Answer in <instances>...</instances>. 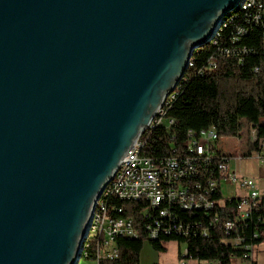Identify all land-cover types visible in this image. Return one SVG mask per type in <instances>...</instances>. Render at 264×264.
I'll use <instances>...</instances> for the list:
<instances>
[{
	"label": "water",
	"instance_id": "95a60500",
	"mask_svg": "<svg viewBox=\"0 0 264 264\" xmlns=\"http://www.w3.org/2000/svg\"><path fill=\"white\" fill-rule=\"evenodd\" d=\"M242 0H0V264H77L94 204Z\"/></svg>",
	"mask_w": 264,
	"mask_h": 264
},
{
	"label": "built area",
	"instance_id": "2783aa9c",
	"mask_svg": "<svg viewBox=\"0 0 264 264\" xmlns=\"http://www.w3.org/2000/svg\"><path fill=\"white\" fill-rule=\"evenodd\" d=\"M236 20L233 29L225 36L223 32L227 25ZM254 30L260 31L264 53V0H242L222 18L215 29L208 43L213 47V52L204 66L213 67L218 58H232L237 63H243L253 50L241 43L242 36ZM191 65L190 57L188 67ZM257 69L255 67L253 71ZM201 72L202 69L197 70V73ZM184 79L186 78L183 75L180 82ZM178 85L166 97L148 127L121 159L114 176L96 200L77 264H99L102 259H115L118 254L117 238L138 237L136 220L133 217L119 216L123 213V208L116 207L112 203L113 199L143 203L139 211L140 224L143 223L142 227L149 240L171 234L184 237L198 234L207 237L209 228L219 221L216 208H222L226 201L233 200L234 217L221 222L225 241L242 250L239 264L254 263L257 246L246 244L245 240L248 236L264 239V229L261 230V226H264V189H260L253 178L230 172L229 161L241 160L248 141L255 142L258 150L252 152L255 153L258 164L264 167V137H257L253 128L246 127L236 136L230 137H219L213 126L198 131L188 129L184 154L161 157L148 155L143 147L152 129L157 126L168 128L173 124V119L167 117L166 112ZM226 138L237 142L238 146L235 147L239 148L238 152L221 149L220 141ZM171 150H175L173 146ZM223 181L234 185L233 197H223ZM214 192H218L219 197L212 198ZM200 213L208 217L206 224L191 219ZM252 220L256 221V225H262L253 227L254 231L247 235L246 231ZM211 262L190 258L186 247L178 260V264Z\"/></svg>",
	"mask_w": 264,
	"mask_h": 264
},
{
	"label": "trees",
	"instance_id": "16d2710c",
	"mask_svg": "<svg viewBox=\"0 0 264 264\" xmlns=\"http://www.w3.org/2000/svg\"><path fill=\"white\" fill-rule=\"evenodd\" d=\"M236 23L237 20L227 25L223 34L228 35ZM241 43L253 50L245 57L243 63H237L232 58H218L213 67H205L213 47L205 44L193 51L192 65L184 74L186 79L178 85L166 112V116L173 119V124L168 128L157 126L152 129L143 147L145 153L154 157L182 155L187 130L198 131L209 126L216 129L219 137L236 136L244 127L253 128L257 137H264V53L260 31L254 30L242 36ZM255 67L258 68L257 71H253ZM198 69H202V72L197 73ZM172 146L174 151L171 150ZM257 150L256 143L248 141L247 152H244L242 157H248L252 151ZM217 197L218 192L212 193V198ZM112 203L123 208V213L119 216L133 217L136 220L139 235L134 239L117 238V257L111 260L102 259L99 264H140L139 256L145 241L157 251L163 250L161 241L183 242L190 258L215 261L217 264H233L242 255L241 249L225 241L221 227L223 220L234 217L233 200L226 201L222 208L220 206L216 208L219 221L214 227L209 228L207 237L198 234H189L185 237L171 234L155 240L147 239L143 223L140 224L139 211L143 203L117 199H113ZM191 219L206 224L208 217L200 213ZM255 222L251 221L246 231L247 235L254 231L253 227L262 225L260 223L256 225ZM261 227L263 230L264 226ZM263 242L262 237L255 239L248 236L245 240L246 244L256 246Z\"/></svg>",
	"mask_w": 264,
	"mask_h": 264
},
{
	"label": "rangeland",
	"instance_id": "374dc122",
	"mask_svg": "<svg viewBox=\"0 0 264 264\" xmlns=\"http://www.w3.org/2000/svg\"><path fill=\"white\" fill-rule=\"evenodd\" d=\"M245 134V133H244ZM237 142L232 138H226L220 141V147L222 150L238 152ZM237 148V150H236ZM247 152V149L244 150ZM230 172L236 174H241L246 177L253 178L257 181L259 186H264V167L258 164L257 159L255 158V153L251 152V155L244 157L241 160L231 159L229 161ZM221 192L224 198H231L235 194V187L231 185L229 181H223L221 183ZM238 192V191H237ZM163 250L157 251L154 250L148 242L143 243V248L139 256L140 264H155L156 261L162 262L164 264H176L180 255L184 251L185 244L183 242H177L176 240L161 241ZM264 249V245L259 247ZM262 254L258 255V260L264 264V251ZM240 263L233 262V264ZM211 264H217L215 261H212Z\"/></svg>",
	"mask_w": 264,
	"mask_h": 264
},
{
	"label": "crops",
	"instance_id": "0c3cea01",
	"mask_svg": "<svg viewBox=\"0 0 264 264\" xmlns=\"http://www.w3.org/2000/svg\"><path fill=\"white\" fill-rule=\"evenodd\" d=\"M264 174V173H263ZM257 182V181H256ZM257 185H258V183H257ZM258 187L260 188V189H264V186H259L258 185ZM262 245H264V242L263 243H261L259 246H257V248H256V253H255V258H254V264H262L261 263V261L260 260H258V255H260V254H262L261 252H263L264 251V249H260L259 247H261ZM179 260V259H178ZM156 262H159V261H156ZM155 262V263H156ZM237 262V261H236ZM160 263H162V262H160ZM162 264H164V263H162ZM176 264H178V261L176 262ZM237 264H239V263H237Z\"/></svg>",
	"mask_w": 264,
	"mask_h": 264
}]
</instances>
